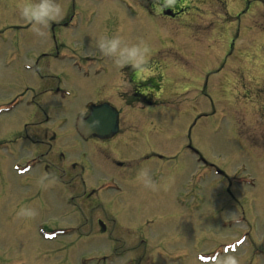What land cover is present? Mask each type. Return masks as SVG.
Here are the masks:
<instances>
[{
	"label": "rangeland",
	"instance_id": "374dc122",
	"mask_svg": "<svg viewBox=\"0 0 264 264\" xmlns=\"http://www.w3.org/2000/svg\"><path fill=\"white\" fill-rule=\"evenodd\" d=\"M262 1L184 0L186 13L176 25L183 26L187 32V53L176 52L180 59L172 56L170 60L181 69H175L173 73L174 89H169L167 95L163 88L159 94L168 96L159 102L160 113L155 115L162 124H158L157 119L143 120L144 124L156 122L158 127L143 132L148 131L149 137L152 136L150 131L162 137L179 130L183 140H186L187 132V145L225 177L217 176L210 167H204L187 148V156H184L187 160V192L181 187L185 176L180 184L176 183L168 191L173 197L187 195V215L169 219L149 216L153 220H149L150 227L146 230L174 228L187 233L191 230L194 234L195 229L200 228L206 234L212 233L209 240L239 234L255 237L258 242V234L264 228L261 219L264 216ZM69 2L58 0L60 4ZM116 3L123 2L117 0ZM83 5H98V0H88ZM17 9H0V264H120L123 251L126 254L128 248L129 239L125 233L136 231L140 218H118L113 222L97 212L94 214L93 206L84 203L85 188L76 174L64 176L60 163L40 156L42 153L33 152L28 145L26 135L29 137L34 127L28 118L29 109L26 110L32 101L30 93L25 92L11 104L14 95L25 91L24 86L32 74L24 67L18 69L20 58L24 60L28 53L37 55L50 43L52 48L56 46L55 52L61 49V41L56 35L53 40L47 27L43 29V36H37L32 27L25 28L27 21ZM125 18L126 44L145 43L148 34L145 24H142V33L134 35L129 26L132 18L127 15ZM11 20L12 26L2 24ZM56 29L58 27L54 26L52 30ZM96 42L91 40L94 45ZM159 46L157 43L158 51L165 49ZM68 47L75 49L73 43ZM41 62L44 60L39 64ZM58 65L49 62L52 68H58ZM123 114L134 117L135 113ZM179 119L182 121L176 122ZM183 140L177 144L184 143ZM109 157H113V153L107 151L98 158L96 168L107 167ZM133 158L131 156L129 160ZM122 161L127 162L125 157ZM108 171L99 170L93 180L97 176H107ZM117 172L112 167L111 173ZM45 175L56 179L47 186L48 180L39 182ZM117 186L119 192L108 193L113 194L108 197L116 198L117 202L126 198L129 202L136 196L155 197L158 201L166 197V192L160 189L163 194L151 190L145 196V187L141 189V197L136 187L127 182ZM231 194L239 201L236 207L228 203ZM201 195L205 202L198 200ZM65 197L71 204L66 205ZM194 197L198 201L191 205ZM149 203L147 206H152ZM22 207L35 209L36 215L31 218L18 215ZM90 210L95 219L94 229L99 220L107 225V232L95 234L91 228ZM227 215L237 217L230 223L214 224L215 218ZM142 224H146L145 221ZM121 228L127 230L118 231ZM193 237L196 236L190 237L187 245L195 244ZM180 248H184L183 243L176 242L171 246L172 250ZM192 257L187 259V255L175 253L169 264H203Z\"/></svg>",
	"mask_w": 264,
	"mask_h": 264
},
{
	"label": "flooded vegetation",
	"instance_id": "af4514ba",
	"mask_svg": "<svg viewBox=\"0 0 264 264\" xmlns=\"http://www.w3.org/2000/svg\"><path fill=\"white\" fill-rule=\"evenodd\" d=\"M87 1L70 0L71 5L70 2L62 3L63 17L47 27L52 39L55 40L56 35L61 41L60 50L55 52L56 46L52 48L50 43L37 55L28 53L24 60L20 58L18 69L24 67L32 73L23 93L29 92L32 97L26 108L29 109L28 118L34 126L31 135H26L28 145L33 152L42 153L40 156L60 163L64 176L76 174L75 177L85 188L84 203L93 206L94 214L97 212V215L113 222L118 218H140L136 231L129 230V233H125V237L129 239L128 248L126 254L123 251L120 264H169L175 253L185 254L187 259L190 256H193L191 259L204 256L206 260L203 264H217L218 259L227 255H236L240 264H264V228L258 234V242L255 237L245 235V241L235 245L233 249L229 246L238 240L241 236L239 234L216 236V239L209 240L212 233L206 234L200 228L195 229V235L191 230L187 233L186 230L181 232L174 228L161 231L145 229L150 227L149 216L169 219L187 215V195L173 197L168 193L176 183L180 184L184 176L181 187L183 192H187V160L184 157L187 156V132L186 140L182 139L179 130L162 137L151 131L152 136L149 137L148 131L143 132L147 128L157 130L156 122L162 124L155 115L159 112V102L168 96L159 94L163 88L167 95L170 93L169 89H174L176 84L173 73L175 69H181L170 60L173 59L172 56L180 59L176 52L187 53V32L183 26L176 25L178 19L186 13L184 0H122V4L98 0V5H83ZM25 2L26 0H0V9L18 8ZM125 15L132 18V26H129L134 35L142 33V24H145L148 32L145 44L150 49L147 66L149 74L143 77L130 65H116L111 57L100 52L97 42L95 45L91 43V40H97L101 36H121L126 43ZM12 21L2 24L12 26ZM54 26L58 29L53 31ZM24 27L31 25L27 22ZM70 43L75 45V49L68 47ZM157 43L165 49L158 51ZM40 60H44V63L39 64ZM50 61L59 64L58 68L50 67ZM91 106L115 109L114 118L108 116V119H104L108 124L115 123V132L104 136H84L76 129L74 122L85 117ZM128 108L135 113L134 117L123 114L130 112ZM138 116L139 121H135ZM152 119H157L153 125L143 122ZM182 140L185 142L177 144ZM107 151L113 153V157L106 160L107 167L103 165L96 168V165L99 166L97 159ZM131 156L134 158L129 160ZM124 157L127 162L122 161ZM112 167L118 171L117 174L111 173ZM102 169L109 170L107 176H97L93 180L92 177ZM141 169L149 170L155 183L154 189L145 188L137 179ZM125 182L135 186L139 195L143 188L146 189L145 196L151 190L163 194L160 189L166 192V197L158 201L155 197L148 199L140 195L142 198L136 196L129 202H126L127 198L117 202L116 198L108 197L119 192L116 190L117 185ZM110 192L113 194H108ZM230 198L228 197V203L236 207L239 204L237 197L231 194ZM63 200L66 205L71 204L67 197ZM148 202L152 206H147ZM90 214L91 228L95 234L107 232V225L99 220L94 229L95 219L91 210ZM234 217L237 216L217 217L213 222L220 226L230 223ZM261 219L264 221V216ZM255 220L254 218L253 221ZM142 221L146 224H142ZM192 236H196L193 237L195 244L187 245ZM246 241L248 242L245 243ZM176 242L183 243L184 248L172 250L171 246ZM256 243H259L258 247Z\"/></svg>",
	"mask_w": 264,
	"mask_h": 264
},
{
	"label": "clouds",
	"instance_id": "9594fccd",
	"mask_svg": "<svg viewBox=\"0 0 264 264\" xmlns=\"http://www.w3.org/2000/svg\"><path fill=\"white\" fill-rule=\"evenodd\" d=\"M19 15L26 20L32 27L37 36H43L44 28L48 27L52 22L63 17L64 10L58 0H26L18 7ZM97 47L100 52L107 57H111L118 66L130 65L137 70L143 77L149 74L148 61L150 55L149 47L143 43L126 44L121 36H101L97 39ZM80 123L86 127L89 132L94 127H89V122L81 118ZM55 177L45 175L40 181L48 180V185L55 181ZM137 179L147 188H155V183L148 169H141L137 175ZM18 215L23 217H34L36 211L30 207H22ZM217 264H240V260L236 255H227L217 260Z\"/></svg>",
	"mask_w": 264,
	"mask_h": 264
},
{
	"label": "water",
	"instance_id": "95a60500",
	"mask_svg": "<svg viewBox=\"0 0 264 264\" xmlns=\"http://www.w3.org/2000/svg\"><path fill=\"white\" fill-rule=\"evenodd\" d=\"M104 114V111H102L101 109H94V111L92 112V116H94V117H92V118H90V117H88L86 120H84V121H87V122H90V123H93V126H94V130L95 131H98V132H103V127H104V125L102 124V123H100L98 120H96V116L95 115H97V116H101V115H103ZM90 118V119H89ZM80 126H82V125H80ZM83 127V126H82ZM81 127V129L83 130V131H86L84 128H82Z\"/></svg>",
	"mask_w": 264,
	"mask_h": 264
},
{
	"label": "bare ground",
	"instance_id": "6f19581e",
	"mask_svg": "<svg viewBox=\"0 0 264 264\" xmlns=\"http://www.w3.org/2000/svg\"><path fill=\"white\" fill-rule=\"evenodd\" d=\"M96 117H98L97 115H95ZM180 120H182V119H179V120H177L176 122H178V121H180Z\"/></svg>",
	"mask_w": 264,
	"mask_h": 264
}]
</instances>
